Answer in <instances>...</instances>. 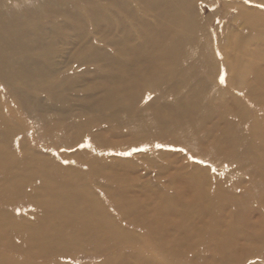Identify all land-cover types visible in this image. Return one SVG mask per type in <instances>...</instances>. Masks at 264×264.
<instances>
[{"label": "rangeland", "instance_id": "1", "mask_svg": "<svg viewBox=\"0 0 264 264\" xmlns=\"http://www.w3.org/2000/svg\"><path fill=\"white\" fill-rule=\"evenodd\" d=\"M141 1L54 0L53 14L40 20L30 11L18 20L0 15V148L10 150L0 159L8 167L0 173V264H264V0H175L185 17L171 27L193 36L183 32L163 45L178 49L170 58L178 59L175 75L187 80L183 91L201 125L194 132L172 123L174 102L153 58L159 47L145 40L150 55L131 60L128 51L115 66L97 47L102 36L113 48L108 36L113 41L122 27L128 33L138 25ZM1 2L3 13L9 4ZM134 9L135 19H126ZM87 11L108 35L92 32ZM101 56L110 69L100 67ZM110 70L124 79L135 70L138 79L106 82ZM87 80L119 90L116 98L129 90L136 105L128 120L94 110L83 97ZM123 86L129 89L120 93ZM29 97L60 111L41 112L47 120L34 127L23 107ZM139 115L147 123L157 115L158 123L138 128ZM153 133L160 139L148 138ZM53 162L64 169L60 179L49 174Z\"/></svg>", "mask_w": 264, "mask_h": 264}, {"label": "bare ground", "instance_id": "2", "mask_svg": "<svg viewBox=\"0 0 264 264\" xmlns=\"http://www.w3.org/2000/svg\"><path fill=\"white\" fill-rule=\"evenodd\" d=\"M9 1V0H8ZM90 2V0H88ZM127 1V0H126ZM129 1V0H128ZM139 1V0H137ZM179 3L180 2H183V0H177ZM1 2V0H0ZM7 2V1H6ZM6 2H1L2 3H6ZM69 2V1H68ZM75 2V1H74ZM80 2V1H79ZM86 2V1H85ZM135 2V1H134ZM8 3V2H7ZM72 3V2H71ZM87 3V2H86ZM107 3V2H106ZM122 3V2H121ZM9 4V9H7L6 11H4L3 13H0L1 14H6V15H14L12 17H10L9 19H16L18 20L20 17H22L23 15H25L24 13L21 14V11H30L28 15L30 14H34V17L36 18H33V19H36V20H40L41 18H44L46 17V15L48 13H52V9H54V0H24L22 1L21 3H15L13 2V0H11ZM13 4V5H12ZM22 4V5H21ZM85 4V3H84ZM109 4V3H108ZM21 5V6H20ZM96 5V3H95ZM105 5V3H104ZM14 6L16 8H14ZM43 7L42 10H37L36 7ZM76 6V5H75ZM88 6V5H87ZM93 6V5H92ZM98 6V5H97ZM127 6V5H126ZM1 7V6H0ZM13 7V8H12ZM64 7V6H63ZM103 7V6H102ZM134 7V6H133ZM132 7V8H133ZM141 8L140 11L138 12H141L140 14L138 13L137 15V19H138V25H136V27L133 25H131L129 28H128V31L130 32H135V33H138L137 36L133 35L126 31V29H124L123 27L120 29V34L122 32V36L116 38V39H112L111 37L109 38V36L106 38V41H108L111 46L113 48L109 49L107 48L106 46L104 47L103 43L101 41H105V38H103L102 36H100L98 38V41L97 43L101 44L99 46H97L98 48H101L100 50H104L106 48V50L108 51L107 52H104L105 55L107 56H104L106 57V61L110 62V64L112 66H115L116 63L119 61V59H123L124 56L123 54L130 51V53L128 54L130 59L133 60L135 59L134 57H137V56H142L143 55V52L144 54L145 53H148L150 55V53L148 52L147 48H148V45L145 44V40H149L151 44L153 45H156L157 47H159L161 50L160 51H156V57L153 56L154 60L156 62L159 63V66L161 65V69L163 72L162 76L159 77L158 79V82L160 81L161 82V86H162V89L165 90V92H168V96L172 97V103L174 104V108L176 110V118L173 120V125H177V124H182L184 123V125L188 128V130H192L191 132H194V130H196L197 128H200L201 125L200 123H197L196 122V116H197V112L193 110L192 108V96L191 94H189L187 91L184 92L183 91V88L184 86H186L187 84V80L186 78H181L179 77L178 75H175L176 71H177V68H178V59L177 58H173L171 59V55H172V52L173 51H177L178 49L175 47L176 45H163V41H166L168 39L172 40L174 39L175 37L179 36L180 33H185L186 35H190V36H193L191 31H189L188 28H180L178 29V26H175V27H171V24L172 22H175L177 18H180L181 20L185 17V14L183 15H177L176 12V8H177V5L175 4V0H143L141 1V3L139 5L136 6V8ZM52 8V9H51ZM75 8V7H74ZM82 8V6H81ZM91 8V7H90ZM89 8V9H90ZM96 8V7H95ZM109 8V7H108ZM111 8V7H110ZM135 8V9H136ZM79 9V8H77ZM76 9V11H77ZM131 9V8H130ZM130 10L132 11L133 13L131 14L132 16L130 15H127V18L126 19H132L134 20L135 19V15H134V12L136 10ZM242 8H239V10L241 11ZM243 9H246V8H243ZM1 10V9H0ZM85 10V9H84ZM113 10V9H112ZM91 11V10H90ZM116 11V10H115ZM115 11H107L109 12L108 15H111V19H114V20H119L120 19V15L121 13H116ZM86 12V11H85ZM93 12V11H91ZM57 14H59V12H56ZM102 13V12H101ZM105 13V12H104ZM153 13V14H152ZM53 14V13H52ZM107 14V13H106ZM85 16L89 19L90 22H92L94 24V27H91L92 29V32L94 30L95 33H101V35H108L107 32H105L106 30H102L101 28L98 29L97 27L99 26V24L101 23L102 24V20L101 19H98V18H93L95 16H97L96 14L94 13H89L87 11V13H85ZM103 16V15H102ZM101 16V17H102ZM123 16V15H122ZM74 17V16H73ZM77 17V16H75ZM84 17V16H83ZM100 17V18H101ZM183 17V18H182ZM71 18V17H70ZM85 18V17H84ZM86 19V18H85ZM98 19V20H97ZM2 20V19H0ZM87 20V19H86ZM124 20V19H123ZM53 21V20H52ZM125 22V21H124ZM132 22V21H131ZM191 22V21H187L186 22V26L187 24ZM40 23V21H39ZM58 23V22H57ZM105 23V22H104ZM136 23V22H135ZM44 24V23H43ZM98 24V26H97ZM116 25V23H114ZM129 24V23H128ZM127 24V25H128ZM57 25V24H56ZM88 25V24H87ZM106 26H108V24H105ZM105 26V27H106ZM53 27V26H52ZM114 27V26H113ZM134 27V28H133ZM61 28V27H60ZM110 28V27H109ZM109 28H106L107 30H110ZM32 29V28H31ZM59 30V28H57ZM63 30V28H61ZM66 29V28H65ZM134 29V30H133ZM68 30V28H67ZM66 30V32H67ZM84 30H86L84 28ZM204 31V30H203ZM62 32V31H60ZM70 32V31H69ZM26 34H28V32H26ZM39 34V33H38ZM56 34V31H54L53 35ZM178 34V35H177ZM44 35V34H43ZM58 35H62V34H59ZM95 35V34H94ZM64 36V35H62ZM66 36V34H65ZM90 36V35H89ZM114 36V35H112ZM45 36L42 37V40ZM122 37V38H121ZM54 38V37H53ZM63 38V37H62ZM114 38V37H113ZM132 39H139V42L135 43L132 41ZM187 39V38H186ZM54 40V39H53ZM65 40V39H64ZM101 40V41H100ZM93 41V40H92ZM192 42V40H189ZM25 43V42H24ZM48 45V43H46ZM46 44H44L46 46ZM33 45V44H32ZM41 46V45H40ZM96 46V44H95ZM50 47V46H49ZM52 47V46H51ZM104 49H103V48ZM147 47V48H146ZM54 48H57V47H54ZM48 49V48H47ZM41 50V48H40ZM39 50V51H40ZM43 50V49H42ZM45 50H46V47H45ZM50 50V48L48 49V51ZM113 50V51H112ZM55 51V50H54ZM112 51V52H111ZM143 51V52H142ZM42 52V51H41ZM45 53V52H44ZM35 54V53H34ZM43 54V52H42ZM47 54V52H46ZM86 54V53H85ZM30 55V54H29ZM41 55V53H40ZM50 55V54H49ZM87 55V54H86ZM36 56V55H35ZM38 56V55H37ZM36 56V57H37ZM48 56V54L46 55ZM45 56V57H46ZM52 56V55H51ZM33 57V56H32ZM77 57V55H76ZM126 57V56H125ZM133 57V59H132ZM53 58V57H51ZM83 58V57H81ZM80 58V59H81ZM138 58V57H137ZM50 59V58H48ZM47 57H46V60H48ZM60 59V58H59ZM79 59V58H78ZM101 59H99L98 62L102 63L100 65L101 68H105L107 67L108 69L109 68V65L108 63L105 61V58H102L101 56ZM126 59V58H125ZM129 59V60H130ZM41 60H43L41 58ZM88 60V59H87ZM51 61V59H50ZM48 60V62H50ZM123 62H128L127 61H122L121 63V66L124 67V63ZM120 63V62H119ZM50 64V63H49ZM79 64V63H78ZM130 64V63H129ZM76 65V64H75ZM36 66V65H34ZM52 65H50L49 67H51ZM78 66V65H77ZM110 66L112 69H114L115 67H112ZM15 67V66H14ZM28 67V66H26ZM64 67V66H63ZM71 67V66H70ZM76 67V66H75ZM27 69V68H26ZM85 69V68H84ZM89 69V68H88ZM111 69V70H112ZM132 69V67H131ZM95 70V69H94ZM110 70V73L109 72H106L104 74V77L106 78V82H114V81H117V80H121L127 84H129L130 80H127V78L129 79V77H131L133 80H137L138 78L137 77H132L133 75V71L135 70H131V72L128 74L129 77H125V79L122 77L123 75L122 74H119L121 72L118 73V71L116 72H113ZM97 71V70H96ZM13 72V71H12ZM53 72V71H52ZM51 72V73H52ZM63 72V71H62ZM67 72V71H66ZM28 73V72H26ZM77 73V72H76ZM125 73V72H124ZM11 74V73H10ZM75 74V73H74ZM253 75L250 76L249 78L253 81V86L255 87L256 84H258V81H259V77H260V71L259 70H255L253 73ZM30 75V74H29ZM101 75V74H100ZM31 76V75H30ZM33 78L34 75H32ZM36 76V75H35ZM29 77V76H27ZM246 77V76H244ZM17 78V77H16ZM31 78V77H30ZM108 78V79H107ZM264 78V77H263ZM14 79V78H13ZM22 79V78H21ZM32 79V78H31ZM36 79V78H35ZM34 79V80H35ZM40 79V77H39ZM71 79V78H70ZM26 80V79H24ZM44 80V79H43ZM47 80V79H46ZM58 80V79H56ZM127 80V81H126ZM249 81L250 84H252V81ZM29 81H32V80H29ZM37 81V80H36ZM41 81V80H40ZM103 81V82H104ZM262 81H264V79H262ZM35 82V81H34ZM27 83V82H26ZM55 83V82H53ZM105 83V82H104ZM31 84V83H30ZM29 84V85H30ZM33 81H32V86H33ZM62 84V83H61ZM92 82L90 80H87L85 83H84V86H82L83 88H85L86 90V93L83 95V97H88V98H92L93 101H94V104L92 103V106H93V109L95 110L97 108L98 111H102L104 110L105 108L109 109V112H110V115L107 117L108 119H115V121H123V120H128L127 119V114L131 111L132 108L135 107L136 103H134L131 98H129V95L128 94H125V93H128L130 92L128 90V92H123L124 94L122 96H119V97H112V95L114 94V91L112 89H109V88H105V89H97V88H94V87H91L92 85ZM35 85H36V82H35ZM51 85V84H50ZM49 85V86H50ZM30 86V87H32ZM60 86V85H59ZM160 86V85H159ZM36 87V86H35ZM39 87V86H38ZM41 88V87H40ZM63 88V87H62ZM81 88V87H80ZM129 89L127 86H123L121 87V91L120 93H122L123 90H127ZM60 90V89H59ZM58 90V91H59ZM99 90V91H98ZM158 90V89H157ZM64 92V91H63ZM55 93V91L53 92ZM119 93V90H117L115 92L114 95L118 94ZM159 93V92H158ZM157 93V94H158ZM65 94V93H64ZM146 94V93H145ZM170 94V95H169ZM63 95V93H62ZM61 95V96H62ZM74 95V94H73ZM35 96V95H34ZM160 96V95H159ZM162 96V95H161ZM38 97V96H37ZM54 97V96H53ZM60 97V96H59ZM58 97V98H59ZM68 97V96H66ZM163 98L164 97H167V96H162ZM124 99L125 101H120L116 104L113 105L114 102L116 101H119V100H122ZM170 98L167 99V101L169 100ZM56 100V99H55ZM156 100V99H155ZM159 101V100H158ZM18 102V101H17ZM28 102V105L30 104V107H27V105L23 106L24 109L29 113V116L33 119V123L32 125L34 127H36V125H39L41 124L40 122L41 121H45L47 119H45V115L43 114H40L41 112L43 111H46L47 109L51 108V110L49 111L50 113L51 112H58L60 111V109L56 108V107H52V106H45V105H42L41 101L39 98H28L27 100ZM51 102V101H50ZM154 99L152 98L150 100V103H154ZM156 109L157 110H161V107L160 105H158V102L156 101ZM165 103H168V102H165ZM22 104H26L25 101L22 102ZM76 104V103H75ZM80 105V104H79ZM33 106H36L37 111L36 109L34 108H31ZM58 106V105H57ZM75 106V105H74ZM29 108V109H28ZM42 109V110H40ZM35 112H34V111ZM130 110V111H129ZM129 111V112H128ZM128 112V113H127ZM141 112H139L140 114ZM1 116V114H0ZM52 118V117H51ZM50 118V119H51ZM49 119V120H50ZM131 119V117H130ZM149 119V123H147V118L142 115V116H137V118L135 119L136 120V123H137V126L138 128H149L153 125H155L156 123H158V116L157 115H153L151 117L148 118ZM133 120V118L131 119ZM80 121V120H78ZM57 123V121H53V124ZM183 125V124H182ZM148 138H153V139H160V135L158 133H153L152 136H148ZM146 139V138H145ZM247 150H244V151H241V152H233V158H241L243 157L244 154H246ZM30 152V151H29ZM10 155V150L9 149H5V148H0V159H5L7 156ZM53 165V169L49 170V174L51 175V173L53 174V177H55V179H60V177L63 176V172H64V169L61 168V166L55 162L52 163ZM3 168H5L3 170ZM73 170V169H72ZM8 172V167L4 166V165H1L0 163V173L2 174H6ZM73 173V171H72ZM70 172L67 173V175H69ZM206 198L203 197V200H205Z\"/></svg>", "mask_w": 264, "mask_h": 264}, {"label": "snow or ice", "instance_id": "3", "mask_svg": "<svg viewBox=\"0 0 264 264\" xmlns=\"http://www.w3.org/2000/svg\"><path fill=\"white\" fill-rule=\"evenodd\" d=\"M221 83H224V79L223 77L221 78ZM157 147H160V145H157ZM133 151H136V149H134ZM182 151V150H181ZM125 155H131V153H124Z\"/></svg>", "mask_w": 264, "mask_h": 264}]
</instances>
